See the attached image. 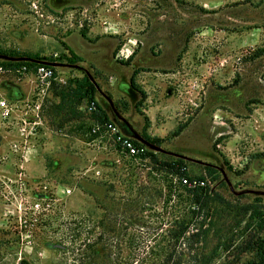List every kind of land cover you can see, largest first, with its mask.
<instances>
[{
	"label": "rangeland",
	"instance_id": "obj_1",
	"mask_svg": "<svg viewBox=\"0 0 264 264\" xmlns=\"http://www.w3.org/2000/svg\"><path fill=\"white\" fill-rule=\"evenodd\" d=\"M200 1L17 0L23 22L36 20L37 28L16 26L14 31L22 33L16 48L6 46L13 35H0V53L12 57L36 55L34 59L60 65L48 81L29 73L19 76L11 64L0 65V100L9 110L6 117L0 110V241L13 239L24 219L32 218L50 201L65 215L87 214L95 220L108 214L110 208L129 206L130 213L141 222L147 221L143 230L154 232L167 229L173 219L187 214L192 187L163 171L149 156L127 155L94 121L90 103L71 94L72 81L83 75L77 67H82L94 75L99 97L121 112L125 98L116 88L117 78L91 68L105 64L104 60L95 65L87 59L68 64L64 39L74 33L70 42L77 51L83 48L81 35L87 36L89 45L97 43L100 36L89 34L94 23L107 25L108 33H119L116 24L101 22L97 12L113 13L112 20L120 25L124 6H129L133 19H140L139 31L145 37L171 35L184 39V43H178L176 60L171 63L176 71L171 76L169 117L158 110L154 115L157 128L162 130L160 141L154 143L185 157L190 177H203L202 186L227 198L234 194L221 170L235 190L264 191V0H204L205 7ZM30 30L36 38L41 32L48 36V45H39L42 54L29 52ZM114 43L116 46L118 41ZM185 49L188 55L183 58ZM11 50L20 55L10 54ZM118 61L124 62L116 58V67H120ZM33 102L40 106V122L36 129L24 124L25 132H32L26 137L19 127L22 119L30 121L33 112L29 105ZM145 108L143 104V114ZM203 152L215 155L217 160L205 158ZM154 153L158 160L178 157ZM207 163L214 165L215 173L207 174ZM250 195L240 201L250 202ZM21 237L19 242L0 246L5 264L45 263L52 253L51 244L31 242L26 232ZM250 257L246 253L241 261ZM222 261L223 256L212 262Z\"/></svg>",
	"mask_w": 264,
	"mask_h": 264
},
{
	"label": "trees",
	"instance_id": "obj_2",
	"mask_svg": "<svg viewBox=\"0 0 264 264\" xmlns=\"http://www.w3.org/2000/svg\"><path fill=\"white\" fill-rule=\"evenodd\" d=\"M9 53L20 55L13 50ZM24 56L37 58L36 55ZM79 61L81 58L78 55L69 53L68 64L73 66ZM117 63L120 67L109 70L116 73V88L125 97L121 112L111 109L103 97H99V84L92 82L87 75L89 71L82 67H77L83 75L72 81L71 94L94 104L95 122L116 125L120 131L137 128L144 139L159 142L160 139L145 134L149 120L141 108L146 94L135 82L137 71L128 73L122 69L121 66L129 65V60ZM5 64L16 68L26 66L27 69L36 66L31 61H0V65ZM133 114L138 116L134 122L131 121ZM132 141L142 146L138 141ZM141 156L151 157L163 171L181 180L205 182L203 177L188 175L183 156L158 160L155 153L149 150ZM203 156L217 160L208 152H203ZM204 168L208 175L216 172L211 163L205 164ZM202 185L189 188L192 197L186 205L187 214L173 219L165 230L144 231L147 221L141 222L136 218L130 213L129 206L121 207V210L110 208L105 218L95 220L87 214L65 215L57 205L51 204L53 201H48L32 218L24 219L13 239L0 241V246L8 245L9 241H21V233L26 232L31 242L51 244L52 253L43 264H214L213 259L221 256L223 261L218 264H264V196L251 194L252 200L242 203L240 199L246 194L227 198ZM118 211L121 214L118 215ZM160 225L164 223L160 221ZM246 253H250L251 257L241 261ZM5 262L4 253H0V264ZM22 264L25 262L22 261Z\"/></svg>",
	"mask_w": 264,
	"mask_h": 264
},
{
	"label": "crops",
	"instance_id": "obj_3",
	"mask_svg": "<svg viewBox=\"0 0 264 264\" xmlns=\"http://www.w3.org/2000/svg\"><path fill=\"white\" fill-rule=\"evenodd\" d=\"M200 4L202 7L206 6L204 0H201ZM21 13L22 12L17 8V0H0V35L5 37L13 35V38H9L6 45L10 46V48H16L22 40V33L20 34L14 31L16 26L22 25L26 30L37 28L36 20L33 21L31 19L29 21L27 19L26 23H24V17ZM97 13L101 22H103L102 20H106L105 22L108 23V25L116 24L119 33H108L105 31L108 28L107 25L100 24L99 22L97 24L94 23L90 27L89 34L92 33L95 36H100L96 41L97 43L89 45L85 42L87 36L81 35L80 39L83 48L75 51L70 42L73 33L64 39L68 46V49L65 51L78 55L83 62L90 60L94 65L98 61L104 60L105 64H97L91 66V68L97 67L115 78L116 73L109 69L115 66L114 61L116 58L122 59L123 61L129 60L128 66L121 67L123 70H127L128 73H131L133 70L137 71L134 76L135 82L146 94L143 103L146 108L143 110L149 120V126L146 131L147 135L154 138L161 137L162 130L160 127L157 128L154 115H156V111L158 110L157 112H160L164 117H169L170 106L173 99L171 96L172 87L170 85L171 76L175 75L176 71L171 69V63L172 60H176L178 43H181V40L184 43V39H179L171 35H159L152 39L145 37L139 31L141 28L140 19H133L130 16L129 6H124L122 8L120 25H117V23L112 20L114 17L113 13L109 11H99ZM41 26V31H43L45 27L43 25ZM137 32L138 34H135ZM28 33L30 34L29 39H31L28 49L29 52L42 54V48H40L39 45H48V36L41 32V37L36 38L34 37L33 30H30ZM115 34H117L118 37ZM115 41H118L116 46L114 43ZM3 48H6L5 45ZM187 53V49H185L182 57L186 58L188 55ZM107 61L109 64L106 63ZM184 71V74L187 76L188 70L186 67ZM121 95L124 96L123 94ZM134 120L135 118L132 117L131 121L134 122ZM134 129L139 133L137 128Z\"/></svg>",
	"mask_w": 264,
	"mask_h": 264
},
{
	"label": "built area",
	"instance_id": "obj_4",
	"mask_svg": "<svg viewBox=\"0 0 264 264\" xmlns=\"http://www.w3.org/2000/svg\"><path fill=\"white\" fill-rule=\"evenodd\" d=\"M55 67L49 66L46 64L42 63H36V66L34 68L27 69L26 66H21L16 68V73L17 75H26L27 73L33 74L37 78L41 79L42 81H48L50 79H53L55 77ZM39 104L37 102H33L29 105V111H32L33 114L30 118V121H26L25 118L21 120L22 123L20 124L19 127V132L22 135L28 136L29 133L32 132H25L26 126L24 125L27 123L28 125H31V129H36V124L40 122V114H39ZM95 106L91 102L89 106V110H94ZM0 110L2 113L3 117L8 116L9 110L7 107V104L4 100H0ZM107 133H109L113 139V141L129 156L133 157H140L147 148L142 145V146H137L136 144L133 143L131 137H127L124 134L121 133L119 128L116 125L113 124H104L101 125ZM35 133V131H33ZM183 184L192 187L197 184H203L202 182L197 183L196 180H187V179H182Z\"/></svg>",
	"mask_w": 264,
	"mask_h": 264
},
{
	"label": "water",
	"instance_id": "obj_5",
	"mask_svg": "<svg viewBox=\"0 0 264 264\" xmlns=\"http://www.w3.org/2000/svg\"><path fill=\"white\" fill-rule=\"evenodd\" d=\"M0 59L1 60H5V61H31V62H35V63L46 64V65L53 66V67H56V66L60 65V63H58V62H50V61H45V60H41V59H32V58H28V57H12V56H8V55L2 54V53H0ZM87 75H88L89 79L92 82H94V79L92 78V76L89 73H87ZM121 133L133 138L136 141H138L139 143L144 145L150 151L168 153V154H171V155H174V156H182V155H180L178 153L167 151V150L163 149L162 147H160L159 145H156L155 143H152V142L144 139L133 128H130L129 130L123 129V131H121ZM221 174H222L223 180L225 181L229 191L231 193H233L234 195L253 194V195L264 196V191L263 190H257V189L235 190L233 185H232V183H231V181L229 180L227 174L223 170H221Z\"/></svg>",
	"mask_w": 264,
	"mask_h": 264
}]
</instances>
